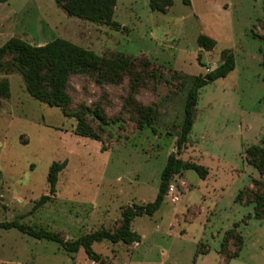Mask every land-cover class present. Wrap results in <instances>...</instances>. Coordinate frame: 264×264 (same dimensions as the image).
I'll return each mask as SVG.
<instances>
[{
  "label": "rangeland",
  "instance_id": "obj_1",
  "mask_svg": "<svg viewBox=\"0 0 264 264\" xmlns=\"http://www.w3.org/2000/svg\"><path fill=\"white\" fill-rule=\"evenodd\" d=\"M0 12L20 20L17 29L0 26V45L14 32L31 44L61 37L98 54L145 58L163 74L154 92L144 88L136 94V100L153 104L150 127L139 128L136 114L126 113L106 127L109 134L100 142L74 134V118L31 97L19 72L0 73L10 92L0 98V222L16 220L74 240L102 226L114 228L122 207L152 201L167 156L176 150L191 79L217 67L221 51L230 49L235 67L200 88L188 143L179 155L204 166L206 176L194 170L175 174L173 191L168 187L159 209L133 219L138 242L103 240L92 249L109 264H219L224 231L237 225L244 242L228 264H264V217H253L251 204L234 201L258 177L243 150L264 134L262 0H172L165 13L152 11L149 0H117L118 29L70 16L55 0H7L0 2ZM199 34L213 38L214 48L199 47ZM80 83L74 82L73 95L84 98ZM121 95H126L121 89L109 95L115 110ZM62 160L67 163L55 194L35 207L49 194V166ZM201 242L208 252L195 258ZM0 264L99 263L82 248L68 253L59 242L0 227Z\"/></svg>",
  "mask_w": 264,
  "mask_h": 264
},
{
  "label": "trees",
  "instance_id": "obj_2",
  "mask_svg": "<svg viewBox=\"0 0 264 264\" xmlns=\"http://www.w3.org/2000/svg\"><path fill=\"white\" fill-rule=\"evenodd\" d=\"M4 1L7 0H0ZM182 1L184 4H190V0ZM55 2L70 16L120 28V24L113 19L117 0H55ZM262 2L264 8V0ZM149 5L152 11L165 13L172 5V0H149ZM197 43L205 50H211L216 45V41L205 34L198 35ZM220 55L222 61L217 67L191 79L183 102L182 121L175 140L176 150L167 156L160 174L158 192L152 201L126 205L122 207L114 228L102 226L74 240H63L57 232L34 228L16 220L0 222V227H16L22 233L36 239L59 242L68 253H76L82 248L91 260L99 264L109 262L92 249L93 243L107 240L130 246L138 242L140 236L132 229L133 219L137 215H153L159 209L167 194L170 180L175 174L185 170H194L202 178L207 174L204 166L183 160L179 155L188 143L200 88L226 76L235 67V56L230 49H223ZM157 70L158 68L156 69V66L145 58L132 57L120 52L108 56L98 54L61 37H56L43 45H32L18 36H11L0 45V73L19 72L31 97L49 106H56L63 115L74 118V134L100 142H105L109 134L106 127L123 120L126 113L136 114L139 128L150 127L156 115L153 104L136 100V94L144 88L154 92L156 83L160 82L163 76L161 71L156 72ZM76 80L81 82L84 98L73 95ZM91 86L95 88V93H92ZM119 89L125 91L126 95L120 96L121 105L115 110L109 95ZM9 95L8 79L0 78V98H7ZM92 96L95 97L90 99ZM101 150H105L103 144ZM243 158L248 165L256 169L258 177H252L248 185L239 189L234 201L243 205L251 204L253 217L261 219L264 217V134L258 143L244 148ZM66 163V160L51 163L47 173L49 194L41 196L35 207L50 199V194H55L58 174ZM236 227L237 225L224 231L218 249L221 254L219 264H228L231 259L238 256L243 246V236ZM203 244L206 243H199L195 258L208 252V249H201Z\"/></svg>",
  "mask_w": 264,
  "mask_h": 264
},
{
  "label": "crops",
  "instance_id": "obj_3",
  "mask_svg": "<svg viewBox=\"0 0 264 264\" xmlns=\"http://www.w3.org/2000/svg\"><path fill=\"white\" fill-rule=\"evenodd\" d=\"M19 24H20L19 18H17V17H16V19H14V18H8V17H5V14L4 13H1L0 12V26H5V29H9L10 27L12 29L13 28L17 29L18 26H19ZM9 35L14 36V35H18V34L16 32H14V33H10ZM10 37H8V38H10ZM20 37L23 38L28 43L30 42V44H31V41H29L31 39L28 36H26V35L25 36L24 35H20ZM43 44H44L43 41H39V43L32 44V45H43Z\"/></svg>",
  "mask_w": 264,
  "mask_h": 264
},
{
  "label": "built area",
  "instance_id": "obj_4",
  "mask_svg": "<svg viewBox=\"0 0 264 264\" xmlns=\"http://www.w3.org/2000/svg\"><path fill=\"white\" fill-rule=\"evenodd\" d=\"M169 191L172 192L173 191V187H169ZM177 199V197H175Z\"/></svg>",
  "mask_w": 264,
  "mask_h": 264
}]
</instances>
